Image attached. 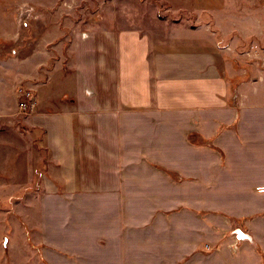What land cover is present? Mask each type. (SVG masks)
<instances>
[{
	"label": "crops",
	"instance_id": "obj_1",
	"mask_svg": "<svg viewBox=\"0 0 264 264\" xmlns=\"http://www.w3.org/2000/svg\"><path fill=\"white\" fill-rule=\"evenodd\" d=\"M137 1L115 26L72 30L62 61L25 77L23 126L44 155L29 251L40 264H264V76L249 81L230 54L264 0H163L161 19ZM139 10L142 23L127 17Z\"/></svg>",
	"mask_w": 264,
	"mask_h": 264
},
{
	"label": "rangeland",
	"instance_id": "obj_2",
	"mask_svg": "<svg viewBox=\"0 0 264 264\" xmlns=\"http://www.w3.org/2000/svg\"><path fill=\"white\" fill-rule=\"evenodd\" d=\"M137 2L0 0V85L4 89L0 91V264H40L29 249L38 247L37 202L42 194L38 185L44 155L38 154L27 138L23 119L29 109L23 110L14 95L26 89V75L50 71L62 61L72 30H89L100 24L115 26L126 18L122 9L137 10ZM147 2L160 5L157 17L165 18L161 14L165 1ZM132 14L127 17L136 23L145 20L142 10ZM257 27L256 32H236L241 43L230 53L235 69L245 71L249 81L264 76V22Z\"/></svg>",
	"mask_w": 264,
	"mask_h": 264
},
{
	"label": "built area",
	"instance_id": "obj_3",
	"mask_svg": "<svg viewBox=\"0 0 264 264\" xmlns=\"http://www.w3.org/2000/svg\"><path fill=\"white\" fill-rule=\"evenodd\" d=\"M17 99L21 101L20 107L23 110H32L35 106L34 95L31 91L19 90L17 92Z\"/></svg>",
	"mask_w": 264,
	"mask_h": 264
},
{
	"label": "water",
	"instance_id": "obj_4",
	"mask_svg": "<svg viewBox=\"0 0 264 264\" xmlns=\"http://www.w3.org/2000/svg\"><path fill=\"white\" fill-rule=\"evenodd\" d=\"M235 235L236 237L239 239V240H249V238L246 236V235H243L241 232L239 231H236L235 232Z\"/></svg>",
	"mask_w": 264,
	"mask_h": 264
}]
</instances>
